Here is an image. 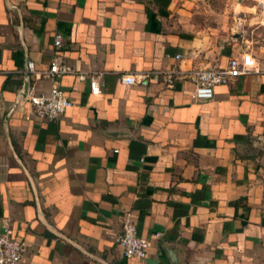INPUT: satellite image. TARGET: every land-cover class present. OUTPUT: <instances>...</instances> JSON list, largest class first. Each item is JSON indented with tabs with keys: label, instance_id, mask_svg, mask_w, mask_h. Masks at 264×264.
I'll return each mask as SVG.
<instances>
[{
	"label": "crops",
	"instance_id": "0c3cea01",
	"mask_svg": "<svg viewBox=\"0 0 264 264\" xmlns=\"http://www.w3.org/2000/svg\"><path fill=\"white\" fill-rule=\"evenodd\" d=\"M192 2L0 0V235L25 242L21 264H264V7L238 0L211 28ZM243 53L258 72L193 99L192 70ZM54 62L102 94L46 77ZM54 85L72 106L39 119L28 97ZM126 213L146 259L117 243Z\"/></svg>",
	"mask_w": 264,
	"mask_h": 264
},
{
	"label": "built area",
	"instance_id": "2783aa9c",
	"mask_svg": "<svg viewBox=\"0 0 264 264\" xmlns=\"http://www.w3.org/2000/svg\"><path fill=\"white\" fill-rule=\"evenodd\" d=\"M263 7L264 3L260 0V8ZM62 43V38L59 35L55 36L54 45L61 47ZM180 58V56L177 57V59ZM257 64V61L250 53H243L237 57L230 58L228 65L225 67L192 70L189 78L195 83L193 99L201 102L211 100L217 86L232 82L238 77L258 72ZM74 73L77 74L79 79H88L92 96L102 94L101 84L98 82V75L96 74L86 75L85 72H78L66 65H59L54 62L44 72V75L48 78L57 79L63 75ZM177 74V72L172 70L163 72L162 75L168 87H174ZM119 79L123 85L132 86V84L136 83L138 77L133 74L120 75ZM28 103L32 113L39 119L44 120H57L72 106V101L56 85L45 95H30ZM122 228V235L117 240V243L122 250L123 256L126 259H146L148 241L138 234L129 213H126L122 218ZM25 251V242L16 240L10 227L5 225L3 233L0 235V264H21Z\"/></svg>",
	"mask_w": 264,
	"mask_h": 264
},
{
	"label": "rangeland",
	"instance_id": "374dc122",
	"mask_svg": "<svg viewBox=\"0 0 264 264\" xmlns=\"http://www.w3.org/2000/svg\"><path fill=\"white\" fill-rule=\"evenodd\" d=\"M238 0H193L192 10L194 11V20L201 23L202 26L215 27L221 20H230V10ZM260 7V0H254ZM219 20V21H218ZM242 34V31L239 30ZM235 33V28L231 31Z\"/></svg>",
	"mask_w": 264,
	"mask_h": 264
},
{
	"label": "water",
	"instance_id": "95a60500",
	"mask_svg": "<svg viewBox=\"0 0 264 264\" xmlns=\"http://www.w3.org/2000/svg\"><path fill=\"white\" fill-rule=\"evenodd\" d=\"M240 29L238 27L235 28V33H234V36H233V40L234 41H237L240 36H241V33L239 31ZM26 73H25V81H24V89H23V95H25L26 93L29 92V87H30V84H29V73H28V65L26 64V69H25Z\"/></svg>",
	"mask_w": 264,
	"mask_h": 264
}]
</instances>
